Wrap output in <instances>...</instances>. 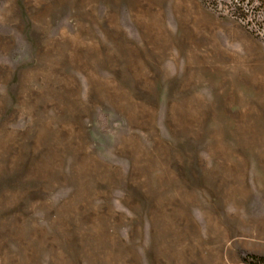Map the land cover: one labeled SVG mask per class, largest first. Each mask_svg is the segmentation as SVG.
<instances>
[{
	"label": "rangeland",
	"instance_id": "obj_1",
	"mask_svg": "<svg viewBox=\"0 0 264 264\" xmlns=\"http://www.w3.org/2000/svg\"><path fill=\"white\" fill-rule=\"evenodd\" d=\"M236 4L0 0V264H264V6Z\"/></svg>",
	"mask_w": 264,
	"mask_h": 264
},
{
	"label": "trees",
	"instance_id": "obj_2",
	"mask_svg": "<svg viewBox=\"0 0 264 264\" xmlns=\"http://www.w3.org/2000/svg\"><path fill=\"white\" fill-rule=\"evenodd\" d=\"M238 5H235V10L239 12L243 19H247L246 13H244V5H252L254 2H259L260 5L254 6V9H261L264 6V0H236ZM243 4V5H242Z\"/></svg>",
	"mask_w": 264,
	"mask_h": 264
}]
</instances>
